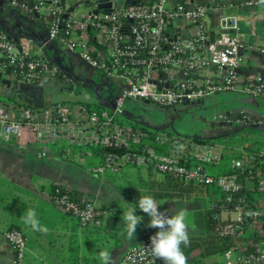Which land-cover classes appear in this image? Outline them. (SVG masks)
Listing matches in <instances>:
<instances>
[{
	"label": "built area",
	"instance_id": "obj_1",
	"mask_svg": "<svg viewBox=\"0 0 264 264\" xmlns=\"http://www.w3.org/2000/svg\"><path fill=\"white\" fill-rule=\"evenodd\" d=\"M112 1L109 13L102 9L95 13L98 4H88L85 17L80 18L75 11L66 9L65 0H32L31 3L11 0L12 5L27 13L44 16L51 39H59L106 76L121 80L123 88L113 107L101 109L66 100L40 109L0 101L2 136L18 141L24 127H28L34 134L39 155L46 156L49 146L60 145L65 158L83 162L93 156L90 149L95 146L122 150L106 153L90 166V172L95 175L132 165L152 167L180 183L216 185L225 195L226 205H231V210L237 213L234 219L219 223L216 230L221 235L243 234L244 220L250 218L254 222L263 218L264 213L247 207L241 199L234 200L242 188L237 173L211 172V165L222 162V152L213 142L195 141L167 130L150 132L123 122L129 100L149 99L159 107L177 108L183 106L184 98L197 100L228 89L264 96V70L239 80L238 72L246 55L239 36L238 17L222 15L217 34L210 39L206 4L173 5L170 0H146L142 5H130L125 0ZM178 20L186 22L190 34L172 38L168 29ZM31 49L30 42L16 43L0 23V72L10 70L7 75L13 85L41 84L47 77L57 81L61 74L59 67L46 56L33 55ZM211 66L224 71L221 79L205 71L199 73ZM161 74H168L169 78H162ZM215 118L232 125L263 123L245 114L221 113ZM258 157L264 159V149ZM251 158L255 157L248 155V161ZM246 163L243 158H237L232 166L244 169ZM256 188L264 191V177L259 178ZM51 198L83 224L99 225L106 213L80 194L73 197L61 193L59 187ZM154 233H144L141 242L124 253L120 264H163L162 259L153 257L145 247ZM4 236L19 263L27 249L24 231L12 227L4 231ZM224 256L225 264H264V244L253 240L238 249L227 250Z\"/></svg>",
	"mask_w": 264,
	"mask_h": 264
},
{
	"label": "crops",
	"instance_id": "obj_2",
	"mask_svg": "<svg viewBox=\"0 0 264 264\" xmlns=\"http://www.w3.org/2000/svg\"><path fill=\"white\" fill-rule=\"evenodd\" d=\"M21 1L32 2V0ZM95 1L65 0V7L69 12L75 11L80 18H84L87 5L97 3ZM170 2L173 5L206 4L209 9L207 26L210 39L216 36L222 15H236L240 21L239 36L244 44L243 52L246 55V60L238 72L239 80L243 81L264 70V0H170ZM15 7L17 6L12 5L9 0H0V23L10 33L11 38L16 43L30 42L33 55H43L50 59L48 53L55 56L56 60H60L63 57L60 50L69 49L59 39L51 41L46 18L42 15L35 17L33 13H27L22 9L20 14L16 15ZM27 15L32 19V23H24L23 18ZM187 27L185 21H175L171 23L168 35L172 38L179 35L187 36L190 34ZM25 28L31 31V37H25L22 34L21 31ZM43 41H46L44 44L46 50L41 45ZM204 71L212 74L217 80L224 75L223 70L214 66L199 73L203 74ZM7 74L1 73V78L8 79ZM51 82L52 79L47 77L42 84L50 86ZM205 105L213 107L214 119L221 113L233 115L241 113L264 122L263 95L253 96L238 90H222L215 93ZM137 113L136 110L132 115L137 116ZM258 131L264 132V127L253 128L246 135L257 134ZM218 138L215 139L214 144L221 150L224 159L218 165L209 167L212 172L220 171L224 162L230 161L232 165L234 159L245 158L252 148L264 149V144L253 147L251 143L231 147L230 144L217 142ZM38 151L34 134L28 127H24L20 139L15 141L5 139L1 134L0 126V264H101L98 258V252L101 249H107L110 252L111 264H120L124 253L130 247L139 244L144 233L157 231L156 228L148 226L147 214L137 210L136 214L142 215L144 219L137 226L136 237L125 238L122 234L125 231L123 215L127 203L133 202L134 193L124 192L127 196V198L124 197L126 204L121 206L118 204L121 200L111 196L109 178L92 174L90 166L88 167L84 160L65 158L60 145L49 146L46 156L39 155ZM148 169L146 168V175ZM156 172L159 173L157 170ZM259 174L264 177V166L259 169ZM239 179L242 186L245 184L249 190L255 189V185L249 178ZM52 183L78 191L96 206L104 207L106 213L101 223L99 225L83 224L64 211L51 198L49 188ZM256 194L254 208L264 213V191L258 190ZM219 199L215 198L213 201L210 198L208 201L201 199L196 202V197H193L185 200L160 201L162 203L160 207L161 210H166L168 215L178 209L202 208L204 210L202 222L195 226L188 225V234L189 236L205 235L207 233L205 212L208 208L215 206ZM222 207L218 214L221 220H231L237 216L235 211ZM29 208L36 210L37 218L47 227V231H38L23 223L22 217ZM12 224L20 226L27 237V249L19 263L15 260L13 247L4 236V231ZM245 235L250 236V239L242 242L241 246L248 245L253 240L264 244V217L254 221ZM198 255L199 251L195 250L189 256L197 257ZM201 262L202 264H225V256L224 254L211 255L202 258Z\"/></svg>",
	"mask_w": 264,
	"mask_h": 264
},
{
	"label": "trees",
	"instance_id": "obj_3",
	"mask_svg": "<svg viewBox=\"0 0 264 264\" xmlns=\"http://www.w3.org/2000/svg\"><path fill=\"white\" fill-rule=\"evenodd\" d=\"M61 74H62V71H61ZM0 100H3L8 105L14 104L13 102L8 101L4 98H0ZM82 103L86 104L88 107L92 109H101V108L108 107V106L100 105L97 101L82 102ZM131 107L134 108V112L136 110L139 112L140 108H137L139 107V104L134 101L130 103L129 105L127 104L124 117L128 119L132 124L142 129L148 130L150 132L157 131V130H165V128L167 129L166 126H164L161 129H156L154 126L148 124V122L144 121L139 116H133L129 112V109ZM237 115L242 116L243 114L239 113ZM214 120H218V119H214ZM260 125L263 126L264 122L261 123ZM168 127H170L171 130H167V131L189 136L195 141L214 143L216 139V138H206L200 135L194 136L192 131L189 130V128H187L186 126L180 129L183 131L182 133L178 131L179 130L178 128H175L173 126L172 127L168 126ZM251 129L253 128L245 127L236 132H232L229 135H223L219 137L218 139H221L227 136H234L236 133H241L245 136ZM230 143H228V145ZM261 149L263 148L257 147V148H252L250 150L249 155L255 157V158H251L250 161H248V156L243 158L247 162L244 169L234 168L232 165H230V161H228V162H224L220 171L219 170H214V172L211 171L213 174H223V173H233L234 172L238 174L239 178H243V179H245V177L249 178L255 185L254 187L255 189L249 190L248 188H246V185L244 184L241 190L234 195V200H240V199L243 200L246 203L247 207H254L255 200L257 199L256 192H258V190L256 189V186H257V182L259 178L261 177V175H259L258 173H259V169H261V167L264 166L263 159L258 157V153ZM90 150L93 154L91 159L96 162L100 161L102 159V156H104L106 153H113V152L121 153L122 152L121 149H115L112 147H105V146H95V147H92ZM222 159H224L223 155H222ZM249 170H252V172L249 173ZM140 181H141V186L138 190V194L135 195V197L133 198V202H132L133 204L136 203V201L139 199V196L143 194L150 193L153 196H155L158 199V201L159 200L160 201H174V200H179V199H184V200L191 199L197 195H205L207 194L210 186H214L215 189H219L216 185L197 184V183H192V182L191 183H180L178 180L172 178L169 175H163L162 177H158L156 170L152 167L148 169V173L146 177L140 176ZM57 187H59V190L61 193L66 192L72 195L73 197L79 194L81 195V193H79L78 191L68 189L65 186L59 185L57 183L51 184L49 188V193L53 194L55 188ZM224 197L225 195L222 193L216 205L208 208L205 212V219L207 223V233L205 235L189 236V244L187 246H182L183 251L185 252V255H186V264H191V263L202 264L201 262L202 258L211 256V255H216V254L221 255V254H224L229 249H238L241 246L240 244L242 242L250 239V236L245 235L246 232H248L251 224L254 223L252 219L250 218H246L244 220L243 222L244 233L241 235H237V236L221 235L216 230V227L218 226L219 223L228 221V220H221L220 218H218V214L221 212V206L227 209H231V205H226V203L224 202ZM101 208L105 209L104 207H101ZM137 210L142 212L140 209H137ZM12 227L21 229V227L16 224H12L10 228ZM255 238H257L256 235H255ZM195 250L199 251V255L197 257H190L189 255Z\"/></svg>",
	"mask_w": 264,
	"mask_h": 264
},
{
	"label": "water",
	"instance_id": "obj_4",
	"mask_svg": "<svg viewBox=\"0 0 264 264\" xmlns=\"http://www.w3.org/2000/svg\"><path fill=\"white\" fill-rule=\"evenodd\" d=\"M11 0H9L10 2ZM146 0H125L126 4L130 5H142L143 2ZM98 6L97 9H95V13H98L100 9H102L105 13H109L113 6L112 0H96ZM14 13L16 15L20 14V8L15 7ZM35 17H39L38 13H34ZM67 16V15H66ZM24 23H32V19L30 17L25 16L23 18ZM6 29V28H5ZM22 34H24L25 37H31L32 33L29 29L25 28L23 31H21ZM10 34V33H9ZM12 34H15L12 32ZM51 41H55V39H51ZM46 41L41 42V45H43V49L46 50L45 47ZM63 53V57L60 60H56L55 56H51L47 53L48 56H50V59L55 63L59 69L62 71V74L67 78L68 84L71 85H61V89L64 87L68 88V90H72L76 87H79V90L81 88H85V86L89 87L87 89V92L92 94L94 98L97 100V102L102 106H108L113 107L115 98L121 93L123 88V83L121 80H115L109 76H106L103 72L99 71L95 67L91 66L88 62H86L79 53L61 49L60 50ZM10 70H8V73ZM92 76L93 78L97 77H103L105 80V84L103 88H99L98 85H92L88 78ZM162 78H169L168 74H161ZM51 83H57L55 79H52ZM58 84V83H57ZM48 89V91H46ZM215 94L199 98L197 100H189L187 98L183 99V106H200L205 105L206 102L209 99H212ZM0 97L11 101L15 104L22 105V106H29L32 108H43L45 106H48L52 104L53 102V90H50L49 85L45 84H28V83H18L16 85H13L11 80L3 79L1 78L0 73ZM132 100L128 101V105L132 103ZM134 102H137L139 104L140 112H145L144 108H148L151 105V102L149 99H137ZM207 106V105H206ZM155 109L157 111L163 112L159 106L154 105ZM208 109H213V107H208ZM130 114L135 113L134 108L131 107L129 109ZM138 116V115H137ZM209 123L212 125H216L217 132L220 135H229L232 132H236L240 129H243L245 127L248 128H263L264 126L260 124H244V125H232L231 123L225 122V121H213L210 120ZM148 124L154 126L156 129H161L164 126H162L160 123H155L153 121V118H150V122ZM212 128V127H211ZM210 132V131H209ZM194 136H197V134L194 132ZM207 134L202 131L200 136H206Z\"/></svg>",
	"mask_w": 264,
	"mask_h": 264
},
{
	"label": "clouds",
	"instance_id": "obj_5",
	"mask_svg": "<svg viewBox=\"0 0 264 264\" xmlns=\"http://www.w3.org/2000/svg\"><path fill=\"white\" fill-rule=\"evenodd\" d=\"M161 205L162 203L150 193L140 195L134 204L127 203L123 215L125 231L122 234L127 239L136 237L137 226L144 219L142 215L136 214L137 209H140L149 218L148 226L157 229L150 236V244L145 246L149 253L155 258L162 259L163 264H186V255L182 247L189 244L186 213L183 209H178L168 215L166 210H161ZM22 220L32 229L47 231V227L37 218L34 208L27 209ZM98 258L101 264H111L112 257L107 249L99 250Z\"/></svg>",
	"mask_w": 264,
	"mask_h": 264
},
{
	"label": "rangeland",
	"instance_id": "obj_6",
	"mask_svg": "<svg viewBox=\"0 0 264 264\" xmlns=\"http://www.w3.org/2000/svg\"><path fill=\"white\" fill-rule=\"evenodd\" d=\"M57 83L59 85H71L70 83L68 84L67 78L63 75L60 74L57 76ZM2 98V97H0ZM58 100H66L74 103L75 105L82 103V102H95V98L90 95L87 92H83L82 95L80 96H70L68 94L63 95L62 97L58 98ZM4 102L3 100H0ZM209 119H213V113H209L207 115ZM123 122L125 124L131 123L128 119H123ZM165 130H171L170 127L165 128ZM180 133H182V130H178ZM182 135V134H181ZM259 135H264V132L258 131L257 134L253 135H243L241 133H236L234 136H227L223 137L221 139H218L217 142L222 143V144H228L230 143L229 146L231 147H236L237 145L241 144H246V143H251L253 147L258 146V145H263L264 144V137H259ZM258 141V143H257ZM263 141V142H259ZM86 163L87 166H93L94 164H97L96 161H93L91 157H86ZM102 175L105 177L109 178L108 181L110 183L111 189V196L112 197H118L121 201L118 203L119 205H124L126 204L125 198H127L126 195H124V192L126 191H132L135 195L138 194V190L141 186V181H140V176L146 177V168L143 167H136L132 165H124L117 171H106ZM158 177H162L163 174L157 173ZM208 194V196H207ZM205 195H197L196 197V202H199L201 199L203 200H210L213 201L215 198H220L222 195V192L219 189H215L214 186H210L208 189V192ZM160 201V200H159ZM186 213V222L190 226H195L196 224H199L203 220V209L198 207V208H187L183 209Z\"/></svg>",
	"mask_w": 264,
	"mask_h": 264
},
{
	"label": "flooded vegetation",
	"instance_id": "obj_7",
	"mask_svg": "<svg viewBox=\"0 0 264 264\" xmlns=\"http://www.w3.org/2000/svg\"><path fill=\"white\" fill-rule=\"evenodd\" d=\"M88 80L92 85H98L100 89L103 88L105 84V80L103 77L93 78L92 76H90ZM60 87L61 85L57 83H50V90H53V102L59 101L58 98L62 97L65 94H68L70 96H80L83 94V92H87V89L89 88L85 86L86 89L81 88L79 90V87H81L79 86L72 90H68V88L66 87H64L63 89H61ZM153 106L154 104L151 103L148 108H144L145 112L141 113L139 111L137 115L146 122H150V118H153V121L155 123H160L162 126L166 127L173 126L175 128L181 129L182 127L186 126L187 128H189V130L192 131V133L195 132L197 136L200 135L202 131L207 134L205 136L206 138H218L223 136L218 134V127L216 125L211 126V124L209 123V121L212 119H209L207 115L214 112V110L208 109L209 106L192 105L177 108L160 107L162 110H164L163 112L157 111ZM213 121H217V123L219 122V120H214V118Z\"/></svg>",
	"mask_w": 264,
	"mask_h": 264
}]
</instances>
